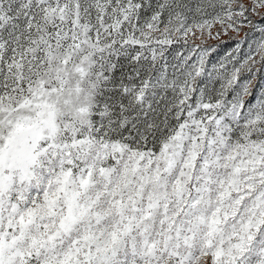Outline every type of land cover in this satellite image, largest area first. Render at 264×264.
<instances>
[{
  "label": "snow or ice",
  "instance_id": "obj_1",
  "mask_svg": "<svg viewBox=\"0 0 264 264\" xmlns=\"http://www.w3.org/2000/svg\"><path fill=\"white\" fill-rule=\"evenodd\" d=\"M0 264H264V0H0Z\"/></svg>",
  "mask_w": 264,
  "mask_h": 264
}]
</instances>
